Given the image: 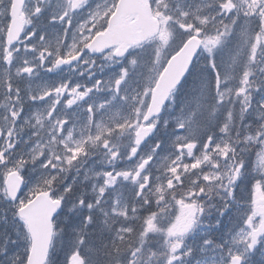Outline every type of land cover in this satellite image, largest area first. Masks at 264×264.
I'll return each instance as SVG.
<instances>
[{
    "label": "snow or ice",
    "instance_id": "obj_1",
    "mask_svg": "<svg viewBox=\"0 0 264 264\" xmlns=\"http://www.w3.org/2000/svg\"><path fill=\"white\" fill-rule=\"evenodd\" d=\"M0 264H264V0H0Z\"/></svg>",
    "mask_w": 264,
    "mask_h": 264
}]
</instances>
